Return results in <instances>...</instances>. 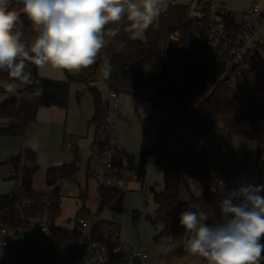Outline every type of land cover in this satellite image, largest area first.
Returning <instances> with one entry per match:
<instances>
[{"label":"trees","instance_id":"16d2710c","mask_svg":"<svg viewBox=\"0 0 264 264\" xmlns=\"http://www.w3.org/2000/svg\"><path fill=\"white\" fill-rule=\"evenodd\" d=\"M22 6V1L10 0V10L16 11L22 21V42L29 45L36 34L26 14L20 12ZM175 11V7L169 5L144 31L143 41L132 37L133 32L129 31V22L126 19L107 25L106 43L96 63L81 70L75 78L69 77L64 81L43 79L39 77L38 69L28 62L25 63L24 71L30 73L31 83L14 80L7 72L0 71V94L7 96L0 104V118L8 120L6 126L0 127V137H22L28 126L36 121L40 108L56 106L67 109L70 87L78 81L86 83L92 95L94 114L89 124L96 129L102 128L108 101L102 98L98 89L90 86V79L104 64L108 72L105 81L109 91L118 96L142 97L154 106L164 105L173 115L198 132L205 146L214 139L226 140L230 145L235 137L255 142L259 147L263 146L264 74L257 75L253 70H243L242 76L236 79L234 88H230L229 83L235 77V70L226 64L213 63L204 38L197 34L196 23L176 17ZM111 30L116 31L115 36L111 35ZM175 34H178L176 47L168 49V40ZM250 62L251 58L247 60L248 64ZM12 83L15 85V94L7 91V85ZM41 88L42 93L39 91ZM80 97L81 93H78V99ZM105 147V143L100 144L99 152L102 153ZM220 149L214 154H208L205 149L202 152H184L169 156L160 147L158 139L155 148L142 152L143 157H154L157 164L167 162L164 189L162 192H154L153 198L158 207L149 216L154 225L161 226L155 233L156 241L175 235L183 207L179 198L180 189L186 186L189 190L188 182L192 176L199 178L204 193L198 197L189 190V202L196 204L200 211L203 209L209 212L208 223L214 224L220 220L216 203L219 197L209 191L208 183L221 176L222 170L218 168L210 171V163L218 157ZM37 158L36 151L26 150L6 161L12 169L10 179L20 181L23 190L31 191L33 177L39 169ZM125 159L128 162L127 170L122 166ZM81 162L79 149L76 148L71 163L58 164L46 171V184L55 186L59 180H72L79 171ZM113 163L121 176L125 172L132 175L131 171L136 170V158L127 151L114 156ZM195 165L204 174L199 169L188 168ZM136 180L143 183L144 172L136 173ZM48 194L55 200V216L59 218L62 198L60 190L55 189ZM125 197L126 191L123 189L100 188L98 212L104 209L121 212ZM85 199L81 195L82 204ZM14 201L15 194L0 196V213L13 210ZM84 211L85 207L82 206L78 214ZM138 213L140 212L136 211L134 215ZM76 232L77 229L75 234ZM261 243H264V238ZM185 253L184 247L183 250L172 253V256L181 257ZM201 264H205L204 260Z\"/></svg>","mask_w":264,"mask_h":264},{"label":"clouds","instance_id":"9594fccd","mask_svg":"<svg viewBox=\"0 0 264 264\" xmlns=\"http://www.w3.org/2000/svg\"><path fill=\"white\" fill-rule=\"evenodd\" d=\"M163 0H22L23 12L36 34L22 42V21L0 0V71L14 80L31 83L25 63L38 70L53 68L79 73L96 63L104 48L105 28L123 19L129 31H146L158 18ZM19 25V26H18ZM115 36L116 31L111 30ZM108 72H105V76ZM9 94H15L12 84ZM41 93L43 89L39 90ZM35 150V145L32 146ZM264 185L240 183L219 193L220 220L208 223L210 214L184 209L179 216L185 250L205 264H261L264 259Z\"/></svg>","mask_w":264,"mask_h":264},{"label":"built area","instance_id":"2783aa9c","mask_svg":"<svg viewBox=\"0 0 264 264\" xmlns=\"http://www.w3.org/2000/svg\"><path fill=\"white\" fill-rule=\"evenodd\" d=\"M227 1L172 0L169 5L175 7L176 17L196 23L197 34L204 38L213 63L226 64L235 70L229 83L234 88L236 79L248 69L247 60H254L264 50V0H253L250 8L238 11L230 9ZM119 108L118 95L110 91L102 126L106 147L102 153L96 150L92 154L99 165L96 172L99 189H123L126 184L113 163V157L124 151L112 118V112ZM223 146H227L226 142ZM227 156L232 163L234 152ZM122 166L127 170L126 159ZM138 170L136 164V170L131 172ZM259 172L260 184L264 185V160ZM231 180L230 172L226 171L210 183V192L219 197L223 188L231 190ZM58 219L55 200L48 193L17 191L13 210L0 213V264H147L150 258L146 247L123 244L118 226L90 217L89 212L78 214L72 229L60 228Z\"/></svg>","mask_w":264,"mask_h":264},{"label":"rangeland","instance_id":"374dc122","mask_svg":"<svg viewBox=\"0 0 264 264\" xmlns=\"http://www.w3.org/2000/svg\"><path fill=\"white\" fill-rule=\"evenodd\" d=\"M172 0H163L160 14L166 11ZM251 0H228L227 5L232 10H241L249 7ZM264 4V3H263ZM23 6L21 7V10ZM159 14V15H160ZM159 17V16H158ZM262 28L264 31V19L262 20ZM172 36V35H171ZM135 40H145L144 32L136 34L132 33ZM30 45V44H29ZM170 49V48H169ZM249 70H253L257 75L264 74V50L260 52L258 57L252 60L247 66ZM67 70H63L66 73ZM105 68L102 66L94 80L90 79V86L96 88L101 93L104 100L108 101L109 89L105 81ZM70 73V72H69ZM78 93H81L78 99ZM119 103L122 100L129 101L127 109L132 111L134 108L141 107L144 102L139 97H132L129 95H122L118 97ZM94 114V106L92 95L89 92L88 85L82 82H75L70 87V100L66 109V123L60 127V135L56 145L53 148H42L36 151L37 165L39 167L37 173L34 175L30 189L38 193H51L55 189H59L61 193V216L57 220V225L60 228L72 229L75 226V219L82 206L85 211L90 213V217H96L102 222L116 223L120 227V240L123 244L139 245L148 248L150 259L147 264H201L203 258L193 256L186 251L184 256H172L175 251L183 250V229L180 223L176 229L173 237L162 238L159 241L154 239L156 229L158 226L154 225L149 216L154 214L156 206L150 187H154L157 191L159 187H163L162 171L155 167V162L151 157H143L140 150L134 148L133 150L120 142V147L127 150V152L134 155L136 162L140 161L146 169V177L144 186L137 180L130 181L125 184L123 190L126 191V197L121 212H112L109 209H104L98 212L99 208V187L96 181V176L91 175V178L86 176V163L90 154L95 151L91 148L94 142L95 128L89 124ZM94 132V133H93ZM96 134L97 140H102L103 130H98ZM201 139V136H200ZM8 139L0 137V154L9 151L6 145ZM202 140V139H201ZM74 141L78 146L73 149H67L66 144ZM120 141V140H119ZM203 142V141H202ZM229 145L226 140L222 141ZM78 148L80 157L82 159L79 167V172L72 180H59L55 186H48L46 184V171L49 167L57 165V163L68 164L74 158V149ZM208 154H214L217 148L214 144L208 143L206 146ZM234 152L232 163L227 160L229 158L227 153ZM145 158V159H142ZM264 160V145H257L255 142H249L242 138L235 137L231 140L229 146H222L218 157L210 163V171L214 168L227 169L231 171L232 182L231 188L239 187L240 183L260 184V176L257 170V165ZM94 164L97 165L95 159ZM99 163V162H98ZM137 164V163H136ZM159 166V164H158ZM198 166V165H197ZM192 169L191 166L188 167ZM201 170L202 169L197 168ZM140 170V169H139ZM204 174V173H203ZM129 172H125L123 177L125 180ZM222 175V174H221ZM12 176L11 166L9 164L0 165V193L4 195H13L16 189L22 187L21 182L16 179H10ZM211 186V181H208ZM207 183V184H208ZM189 190L195 196H201L204 193L201 181L197 177L189 178ZM162 189V188H160ZM189 190L186 186H182L179 193V198L183 204L182 210L190 209L199 212L200 209L194 203L189 202ZM210 191V187H209ZM81 195L86 199L84 204L81 202ZM140 212L134 215V212Z\"/></svg>","mask_w":264,"mask_h":264},{"label":"crops","instance_id":"0c3cea01","mask_svg":"<svg viewBox=\"0 0 264 264\" xmlns=\"http://www.w3.org/2000/svg\"><path fill=\"white\" fill-rule=\"evenodd\" d=\"M19 1H22V0H19ZM252 1L253 0H251V2L249 3L248 8H250ZM248 8H245V9H248ZM20 12L24 13L23 9L20 10ZM177 41H178V34L170 36L168 40V49L169 48L174 49L176 47ZM102 66L107 71V68L105 67V65L103 64ZM38 75L39 77L43 79L64 81V80H67L69 77L75 78L78 75V73L68 72L66 75L63 71H58V70H55L49 67L44 70H38ZM92 80H94V77L92 78ZM14 88H15V85H14ZM6 97L7 96L5 94H0V104L6 100ZM139 98L144 101L141 104V107L134 108L132 111H130L127 109V106L129 107L130 102L129 101L127 102V100H122L121 104L119 103V106H120L119 110L112 112V118L115 121L116 126H117L116 136L120 140L119 143L122 140V142H124V145L129 146L132 150L136 148L140 150V152H145L148 149L155 148L157 145V141L159 139L160 147L166 150L169 156L179 155L184 152H190V153L202 152L206 149V146L200 139V134L196 132L195 130H193L192 128H190L183 120L173 115L168 108H166L164 105L154 106L145 98H142V97H139ZM65 123H66V109H62L56 106L40 108L37 113L36 121L31 123L28 126L25 134L22 137L6 138L8 139L7 141H9L6 143V145L9 148V151H7L6 153L0 154V165L2 163L6 164L7 163L6 161L9 158H11L12 156L18 155L22 153L23 151L33 150V147H32L33 145H35L34 151L41 150L44 147L53 148L56 145L57 140L59 139L60 127ZM7 124H8L7 119L0 118V127H4ZM98 130L99 129L95 128V134L93 136L94 142L91 147V148L96 147L95 151H93L90 154V157L88 158L86 166H85L86 167L85 172H86V176L88 179L91 178L90 176L92 174L96 176L97 174L96 172L99 167V165L94 164L92 154L96 152V150H98V147L100 144L105 143V134H104L103 128H100V130H103L102 140H99V141L97 140L96 134L98 133L97 132ZM68 144H72V148H68ZM212 144L214 143L212 142ZM93 145L95 147H93ZM222 146L223 145L221 144V147ZM75 147L79 148V146L74 141H70L66 144L67 149H73ZM122 149L124 151H127L124 148ZM148 157H151V156H148ZM148 157H146V159H148ZM151 158L153 159V162H155L154 163L155 167H158L159 171H162L163 182H164V170L167 166V162L162 161L158 166V164L155 161V158L154 157H151ZM142 159H145V158H142ZM136 163L139 164L140 170L136 171L135 173H132V175L130 174L126 176V179L127 177L130 176L128 180H126V183L136 180V173L144 172V181L142 183V185L144 186L145 177L147 174L146 169L145 167H143L140 161ZM59 164H62V162ZM261 164L262 163L260 162L256 167L258 172H259V168ZM197 168H199V166L195 165L192 167L191 170L193 169L198 170ZM226 171L227 169H222L221 174L225 173ZM228 172H230L231 174L230 170ZM259 175H260V172H259ZM231 179H232V176H231ZM96 181H97V178H96ZM257 185H261V184H257ZM163 189H164V183H163V187L160 186L158 191L154 187L151 186L150 192L152 193V196L154 197V192H162ZM19 190H22V188L20 187L16 189L13 195ZM2 195H4V193H0V196ZM157 207L158 206L156 204L154 208V212L156 211ZM109 223H112V222H109ZM112 224L119 227V225L116 223H112ZM158 227L159 229L161 228V226H158ZM157 230L158 229H156V231ZM131 246H139V245H131ZM262 261H264V259H262L261 262Z\"/></svg>","mask_w":264,"mask_h":264},{"label":"water","instance_id":"95a60500","mask_svg":"<svg viewBox=\"0 0 264 264\" xmlns=\"http://www.w3.org/2000/svg\"><path fill=\"white\" fill-rule=\"evenodd\" d=\"M213 143L217 149L221 147V139H214ZM232 190V189H231Z\"/></svg>","mask_w":264,"mask_h":264}]
</instances>
